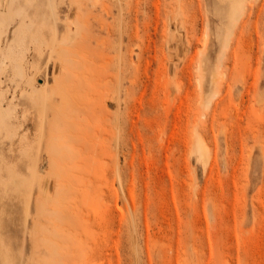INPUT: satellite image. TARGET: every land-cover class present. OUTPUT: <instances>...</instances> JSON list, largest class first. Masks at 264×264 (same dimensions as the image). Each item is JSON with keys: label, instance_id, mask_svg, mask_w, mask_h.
Returning a JSON list of instances; mask_svg holds the SVG:
<instances>
[{"label": "rangeland", "instance_id": "obj_1", "mask_svg": "<svg viewBox=\"0 0 264 264\" xmlns=\"http://www.w3.org/2000/svg\"><path fill=\"white\" fill-rule=\"evenodd\" d=\"M55 1L68 51L0 30V264H264V0L227 48L219 0Z\"/></svg>", "mask_w": 264, "mask_h": 264}, {"label": "bare ground", "instance_id": "obj_2", "mask_svg": "<svg viewBox=\"0 0 264 264\" xmlns=\"http://www.w3.org/2000/svg\"><path fill=\"white\" fill-rule=\"evenodd\" d=\"M31 2V0H29ZM92 1V0H91ZM94 1V0H93ZM116 7L118 8V16L114 18V23H113V26L110 27L109 26V31H115V29H117L118 32H120V29H121V24H122V8H121V1L122 0H113ZM220 2L223 3V6H222V12H223V17L225 18V21H224V24H225V33H224V37L222 38V45L223 47H226L228 46L230 43V39H231V36H233V32L235 30V28L237 27V25L239 24V22L241 21L244 13L246 12L247 10V1L248 0H219ZM20 2H25V0H0V17H1V25H0V30L4 27L5 25V22H8V25H10L13 20L16 19V16L18 15L19 17H23L25 14L23 12V14H21V12L16 9V8H8V9H5L4 7H2V5H5V4H15V3H20ZM67 3V2H66ZM83 1L82 0H70V4L71 6L75 5L76 6V13L78 15V17H82V15L78 12L80 6L82 5ZM93 3V2H92ZM68 4V3H67ZM69 4V5H70ZM38 5H50V6H47V7H42L40 8L39 10V15L41 17L42 20H45L47 21L48 23H51L52 24V28H51V31L52 32V37L50 39V42L48 45H46L48 48H49V54L50 56L52 55L53 52H56L58 51V49L60 50V52H64L67 50V48H69L70 46H73V41L76 37V33H77V28L75 27H72L70 25V19L67 17L65 20L66 21H69L66 24V27H67V33L61 35L60 37V24H59V16H58V12H57V5H56V1L55 0H41L39 2ZM94 5V4H92ZM65 21V22H66ZM75 21V20H74ZM72 22V21H71ZM64 23V21H63ZM64 24V25H65ZM72 24V23H71ZM7 26V25H6ZM74 26V25H73ZM65 27V29H66ZM17 29V28H16ZM170 29V28H169ZM172 29V28H171ZM21 31V34H23V28L20 26L18 28V31ZM171 32L170 34H172V31H169ZM121 34V33H119ZM170 37V36H169ZM173 37V36H172ZM171 37V38H172ZM170 38V39H171ZM227 48V47H226ZM225 48V49H226ZM70 49V48H69ZM227 50V49H226ZM68 51V50H67ZM225 51V50H224ZM57 53V52H56ZM201 53L204 54V51L201 50ZM223 53V51H222ZM119 55V54H118ZM53 56V55H52ZM51 56V57H52ZM220 58L223 57V55L221 56V53H220ZM7 57L8 56H3V59L1 60V66L4 67L6 66V60H7ZM54 58V57H53ZM59 59V58H57ZM55 60L54 63L55 64H60L62 66V59L60 58L59 60ZM122 60V59H121ZM218 60V59H217ZM222 60V59H220ZM219 61V60H218ZM217 61V62H218ZM120 59L117 63V65H119L120 63ZM222 62V61H221ZM122 64H120L119 66H121ZM222 65V64H220ZM219 65V66H220ZM118 66V68H119ZM216 66V65H215ZM15 73L20 74L22 75L24 73V69H23V64L20 62V61H16L15 63ZM123 67V66H122ZM117 68V69H118ZM121 68V67H120ZM119 68V70H120ZM3 69V68H2ZM122 69V68H121ZM199 78H198V82H199V86L202 88L203 86V82H204V65L202 63L199 64ZM218 69V68H217ZM62 70V69H61ZM215 70V69H214ZM63 71V70H62ZM123 71V70H122ZM119 72V71H118ZM121 72V71H120ZM14 73V74H15ZM121 74V73H120ZM16 75V74H15ZM60 75V74H59ZM120 76V75H119ZM217 71H214L213 73V78H217ZM120 78V77H119ZM120 80V79H118ZM119 83V82H118ZM118 86V85H117ZM43 93V92H42ZM32 94V93H31ZM45 94H44V99L45 98ZM40 102V101H39ZM211 102V101H210ZM44 102H43V106H44ZM207 105H210V104H207ZM45 107V106H44ZM43 107V109H44ZM44 111V110H43ZM43 112H41L42 114ZM44 114V113H43ZM41 116V115H40ZM118 149V148H117ZM200 151H202V145H200ZM118 153V152H117ZM116 153V155H117ZM206 153V152H205ZM203 160L205 161L204 157H203ZM34 161V160H33ZM34 164H35V161H34ZM36 167V166H35ZM7 168V167H6ZM51 169V168H50ZM50 172V171H49ZM33 174V173H32ZM34 175V174H33ZM46 176V175H45ZM49 176V174H48ZM46 176V177H48ZM34 177V176H33ZM118 177V175H117ZM49 178V177H48ZM34 179V178H33ZM32 179V180H33ZM45 179V178H44ZM41 180V179H40ZM119 180V179H118ZM18 182V181H17ZM22 184V182H20ZM24 183V182H23ZM120 183V182H119ZM20 184V187L22 186ZM29 184V182H28ZM31 184V183H30ZM33 185V183H32ZM121 185V183H120ZM31 189V188H30ZM120 189V188H119ZM123 189V188H122ZM121 191V190H120ZM30 193V192H29ZM127 203L130 204V201L128 199H126ZM127 204V205H128ZM7 258V257H6ZM5 258V259H6ZM140 258V257H139ZM7 262H15L14 259H9L7 258L6 260ZM32 262H34L35 264H56L57 263V260L54 262V261H45V260H35L33 259ZM63 263V262H62ZM132 263L133 264H140V260L139 259H135V260H132ZM29 264V263H28Z\"/></svg>", "mask_w": 264, "mask_h": 264}, {"label": "snow or ice", "instance_id": "obj_3", "mask_svg": "<svg viewBox=\"0 0 264 264\" xmlns=\"http://www.w3.org/2000/svg\"><path fill=\"white\" fill-rule=\"evenodd\" d=\"M47 6H50V5H38V4L26 3V2H20V3L11 4V5L9 4L2 5V7H4L5 9L16 8L21 12V14H23L25 9L39 10L40 8L47 7ZM4 264H25V262L21 260H16L15 262L6 261L4 262Z\"/></svg>", "mask_w": 264, "mask_h": 264}]
</instances>
